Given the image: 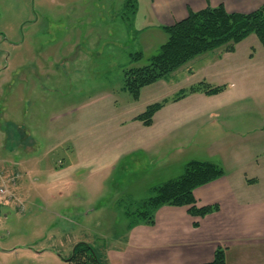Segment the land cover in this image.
<instances>
[{"label": "rangeland", "instance_id": "374dc122", "mask_svg": "<svg viewBox=\"0 0 264 264\" xmlns=\"http://www.w3.org/2000/svg\"><path fill=\"white\" fill-rule=\"evenodd\" d=\"M167 39L151 0H0V188L8 192L0 195V208L9 205L16 217L5 221L11 238L45 252L12 264H64L79 243L90 245L103 264H123L124 252L133 256L127 264H171L175 257L155 246L156 239L167 222L185 225L182 213L195 219L182 209L171 211L174 219L167 211L160 217L159 210L156 228L130 229L127 212L131 203L147 200L152 188L181 176L193 160L230 173L251 171L257 182L245 194L264 202V84L254 77L242 87L256 95L226 107L222 118L181 122L188 108L180 107L174 135L159 144L152 140V146L146 144L155 130L135 128V116L198 84L210 59L225 54L216 50L196 58L146 87L134 102L123 90L125 71L147 66ZM257 43L250 36L240 55L253 54ZM139 52L143 58L132 61ZM225 133L242 146L226 149ZM127 141L137 145L125 149ZM217 147L223 150L214 154ZM133 148L138 149L115 164ZM13 162L21 165L13 169ZM138 248L145 255L137 256ZM221 248L229 264L262 255L260 248L251 252L244 245Z\"/></svg>", "mask_w": 264, "mask_h": 264}, {"label": "crops", "instance_id": "0c3cea01", "mask_svg": "<svg viewBox=\"0 0 264 264\" xmlns=\"http://www.w3.org/2000/svg\"><path fill=\"white\" fill-rule=\"evenodd\" d=\"M221 5L225 7L228 13L249 14L264 5V0H151L153 17L157 25L162 29L172 27L176 23L187 19L190 12L198 13L208 7L216 8ZM243 43L236 47V51L233 54H215L210 59L207 67L202 69L203 71L200 73L201 78L199 83L206 82L213 87L224 86L226 90L223 93L216 96L194 94L178 103L169 104L156 114L153 126L151 127H145L141 122H136L139 125L135 126V128L155 130L156 136L148 140L146 145H151L152 140L153 142L155 141V144H159L164 138L168 140L174 135L173 132L179 124L177 123L178 116L182 114V110L180 112L177 111L180 107L188 108L187 114H185L181 122L187 117L196 122L211 117L219 119L223 117L221 113L226 110V107H232L238 100L253 98L256 95V92H246L242 85L251 77L264 84V47L259 42L256 48H254L253 54L248 52L244 56H241L240 48ZM190 74L193 77L196 75L194 72ZM238 84L241 87L239 91L236 90ZM170 108H173L171 109L173 110L172 114L169 112ZM157 123L159 125H156ZM225 130L231 132V130ZM226 134L224 139L230 143L226 144V149L242 146L240 143L234 142L235 137H230V135ZM132 145H137V143L134 144L127 141L123 144L125 149ZM4 148L7 153H13L8 152V147L5 146ZM136 149L138 148H133L119 155L116 158L115 164L123 159L124 156L135 152ZM221 150L223 149L217 147L214 154L221 152ZM221 154L226 156L224 152ZM235 157L237 160L236 166L240 167L242 165L240 157L238 154L234 156V159ZM15 161H18V158ZM1 162L5 163L4 160ZM159 162L161 161L159 160ZM17 163L20 162H13V169H16L17 165H21ZM261 165L264 168V161ZM225 172L226 175L222 179L195 191L198 207L218 204L221 207L218 213L202 220L195 219L194 222L198 220L200 223L199 228H194L193 220L190 219L189 221L185 213H182V218L186 221L185 225L181 226L180 222H176L175 220H173L175 223L167 222L168 226L163 228V232L156 239L155 246H159L161 251L164 250L172 254V257H175L171 264L210 263L218 247H228L230 249L241 245L247 247V250H252L251 252L260 248L262 255L259 256L260 259L253 257V259H242L240 262L235 261L232 264H264V249L260 247L261 242H264V202L263 200L257 202L250 195L245 194L247 187H251L250 185L257 182L253 178L255 175L251 171L248 173L245 169H242V171L237 169L233 173L227 170ZM5 207L3 211L0 208V241L2 242L0 243V264H12L14 261L20 260L21 257L31 259L43 256L45 252L35 250L29 246L25 247L11 238V226L5 223V221L14 222L16 217L12 209L8 210L9 205L6 204ZM181 209L183 212L186 211L188 213V208L163 207L160 209V212H162L160 217L164 211H167L171 213L167 217L170 219L177 218L178 216L171 211H180ZM2 215L4 219H2ZM260 221L263 224L258 225ZM178 228H182V231H185L186 235L178 234ZM144 233L145 231H142L141 234L145 235ZM173 239L174 242L172 244ZM142 244V240L139 241L137 246L134 242L131 243L132 246L136 247ZM137 251V256H143L144 253H140L139 251L141 250L139 248ZM129 256L125 252L122 253L123 264H127V261L133 258V256ZM189 258L191 260L188 261ZM167 263L169 264V260H167ZM226 264H229L228 258L226 259Z\"/></svg>", "mask_w": 264, "mask_h": 264}, {"label": "trees", "instance_id": "16d2710c", "mask_svg": "<svg viewBox=\"0 0 264 264\" xmlns=\"http://www.w3.org/2000/svg\"><path fill=\"white\" fill-rule=\"evenodd\" d=\"M168 39L159 53L150 59L147 66L126 70L123 90L134 102H138L146 87L166 79L196 58L216 50L233 54L236 47L255 35L264 47V5L249 14L228 13L223 5L193 13L187 19L172 27L163 28ZM143 58L141 52L131 55V60L138 62ZM226 87H213L206 82L179 91L172 99L148 106L135 121L145 127H151L157 113L166 106L178 103L194 94L216 96L223 93ZM226 172L218 164L193 160L185 165L181 176L171 179L151 189L150 197L141 203H131L127 212L130 218V229L139 225L154 226L155 214L163 207L188 208V214L194 219H205L218 213L220 205L197 206L195 191L210 185L223 177ZM253 182V181H249ZM135 207V209H134ZM195 221L194 228H199ZM64 264H103L95 250L86 243L74 247L72 256ZM206 264H226V252L219 247L213 260Z\"/></svg>", "mask_w": 264, "mask_h": 264}, {"label": "built area", "instance_id": "2783aa9c", "mask_svg": "<svg viewBox=\"0 0 264 264\" xmlns=\"http://www.w3.org/2000/svg\"><path fill=\"white\" fill-rule=\"evenodd\" d=\"M8 194V192L7 191H5L3 188H0V195H7ZM11 197V196H10Z\"/></svg>", "mask_w": 264, "mask_h": 264}, {"label": "flooded vegetation", "instance_id": "af4514ba", "mask_svg": "<svg viewBox=\"0 0 264 264\" xmlns=\"http://www.w3.org/2000/svg\"><path fill=\"white\" fill-rule=\"evenodd\" d=\"M10 198H12V197H10Z\"/></svg>", "mask_w": 264, "mask_h": 264}]
</instances>
